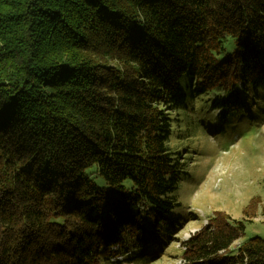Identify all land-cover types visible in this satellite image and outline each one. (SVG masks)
I'll return each mask as SVG.
<instances>
[{
    "label": "trees",
    "instance_id": "obj_1",
    "mask_svg": "<svg viewBox=\"0 0 264 264\" xmlns=\"http://www.w3.org/2000/svg\"><path fill=\"white\" fill-rule=\"evenodd\" d=\"M253 92L264 0H0V264L160 257L182 228L173 117L226 121ZM246 221L215 212L182 264H264L263 238L233 246Z\"/></svg>",
    "mask_w": 264,
    "mask_h": 264
},
{
    "label": "rangeland",
    "instance_id": "obj_2",
    "mask_svg": "<svg viewBox=\"0 0 264 264\" xmlns=\"http://www.w3.org/2000/svg\"><path fill=\"white\" fill-rule=\"evenodd\" d=\"M253 93L248 101L230 106L226 121L218 120L217 109L200 105L204 101L173 115L170 145L183 157L186 172L176 190L182 224L177 240L155 260L129 251L101 264H182L177 244L207 225L217 211L251 220L233 246L253 236L264 239V93ZM212 97L210 93L203 100Z\"/></svg>",
    "mask_w": 264,
    "mask_h": 264
},
{
    "label": "built area",
    "instance_id": "obj_3",
    "mask_svg": "<svg viewBox=\"0 0 264 264\" xmlns=\"http://www.w3.org/2000/svg\"><path fill=\"white\" fill-rule=\"evenodd\" d=\"M194 233V232H193ZM190 235V234H189ZM190 236H188L187 238H185L184 240L188 239ZM182 240V241H184ZM181 243H178L177 246H181V248H184V246L180 245ZM181 261V260H180Z\"/></svg>",
    "mask_w": 264,
    "mask_h": 264
}]
</instances>
